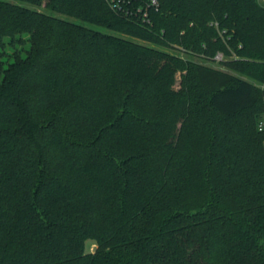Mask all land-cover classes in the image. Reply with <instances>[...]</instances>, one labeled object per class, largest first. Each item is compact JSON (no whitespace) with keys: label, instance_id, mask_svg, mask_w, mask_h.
Wrapping results in <instances>:
<instances>
[{"label":"trees","instance_id":"16d2710c","mask_svg":"<svg viewBox=\"0 0 264 264\" xmlns=\"http://www.w3.org/2000/svg\"><path fill=\"white\" fill-rule=\"evenodd\" d=\"M263 119L261 0H0V264H264Z\"/></svg>","mask_w":264,"mask_h":264},{"label":"rangeland","instance_id":"374dc122","mask_svg":"<svg viewBox=\"0 0 264 264\" xmlns=\"http://www.w3.org/2000/svg\"><path fill=\"white\" fill-rule=\"evenodd\" d=\"M89 25H91L92 27H96V28L108 31L106 28H104L102 26H98V25H94V24H89ZM187 56L192 58L194 61L202 62L204 64L211 65V66L216 67V68H221L223 70H228L227 67L222 63V61L225 58L229 57V55L226 54L224 51H220L215 57H211V58H204L202 55H191V56L186 55V57ZM176 77H177V80H176V84L175 85H176V87H179V82H180V79H181L180 72L177 73ZM261 122H263V124H262V127H263L264 126V119ZM261 122L259 123V127L261 125ZM96 245L97 244H96L94 239L89 238V239L86 240V248H87V250L94 251Z\"/></svg>","mask_w":264,"mask_h":264},{"label":"built area","instance_id":"2783aa9c","mask_svg":"<svg viewBox=\"0 0 264 264\" xmlns=\"http://www.w3.org/2000/svg\"><path fill=\"white\" fill-rule=\"evenodd\" d=\"M261 1L264 3V0H261ZM154 2H155V0H154ZM262 124H263V122H261L260 128H262Z\"/></svg>","mask_w":264,"mask_h":264}]
</instances>
